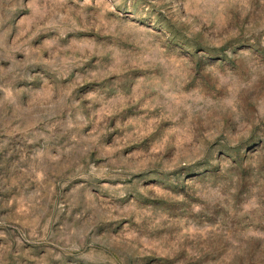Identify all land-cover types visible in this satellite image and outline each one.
<instances>
[{
	"label": "rangeland",
	"instance_id": "rangeland-1",
	"mask_svg": "<svg viewBox=\"0 0 264 264\" xmlns=\"http://www.w3.org/2000/svg\"><path fill=\"white\" fill-rule=\"evenodd\" d=\"M0 264H264V0H0Z\"/></svg>",
	"mask_w": 264,
	"mask_h": 264
}]
</instances>
